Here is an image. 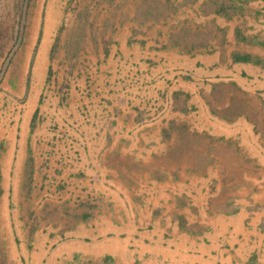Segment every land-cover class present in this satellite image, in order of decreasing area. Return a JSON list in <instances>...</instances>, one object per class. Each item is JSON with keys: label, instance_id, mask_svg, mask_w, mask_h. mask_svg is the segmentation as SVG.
I'll return each mask as SVG.
<instances>
[{"label": "crops", "instance_id": "0c3cea01", "mask_svg": "<svg viewBox=\"0 0 264 264\" xmlns=\"http://www.w3.org/2000/svg\"><path fill=\"white\" fill-rule=\"evenodd\" d=\"M133 14L139 20L110 32L109 63L102 74L95 68L91 88L82 85L69 113H57L53 128L45 120L33 140L35 176L46 177L39 191L46 216H37L43 239L29 248L33 264L44 258L43 264H264V169H237L254 156L264 163V150L255 145L262 144L264 127L257 132L248 111L224 112L215 103L222 67L203 62L237 49L236 15L220 18L214 39L195 33L179 45L158 23H142L141 11ZM133 23L143 30L134 32ZM207 43L216 50L207 53ZM242 87L264 104V74ZM226 155L235 164L224 174L237 189L227 206L210 202L198 218L202 229L191 234L176 218L183 212L194 221L191 203L181 205L178 197L193 199L191 188L213 182L210 163L198 168L202 156ZM162 200L168 215L156 213Z\"/></svg>", "mask_w": 264, "mask_h": 264}, {"label": "rangeland", "instance_id": "374dc122", "mask_svg": "<svg viewBox=\"0 0 264 264\" xmlns=\"http://www.w3.org/2000/svg\"><path fill=\"white\" fill-rule=\"evenodd\" d=\"M133 9L141 11L142 23H158L179 45L195 33L214 39L220 18L230 12L236 15L237 49L231 54L220 50L210 63L206 59L203 62L208 68L222 67L214 86L215 95H219L215 103L220 100L224 112H233L234 108L238 114L248 111L256 131L263 132L259 106L264 104L247 95L242 83L264 74V0H0V264L36 262L29 248L34 240L42 238L37 216H46L39 210V191L46 177L35 176L33 140L39 139L38 129L45 120L51 119L49 127L53 128L59 123L57 113H69L79 100L82 85L86 91L91 88L97 66L102 74L103 62L109 63V34L126 21L139 20L134 19ZM131 28L134 32L143 30L137 23ZM210 45L206 44L207 53L216 50ZM228 68L237 73L238 79L233 72H226ZM105 72L109 73L107 67ZM190 77L192 74L186 75ZM259 140L262 144L256 139L255 145L262 152L264 137ZM28 143L29 157L21 162L22 147ZM228 147H222L225 154ZM241 150L245 146H239ZM214 158L198 163L202 169L210 163L215 173L209 189L211 198L205 199L208 183L191 188L193 199L187 200L185 193L178 197L181 205L191 203L194 221L189 223L185 213H176L191 234L202 229L198 218H203L210 202L227 206L230 192L237 189L229 185V177L224 174L233 170L230 167L235 163L228 160L229 155L216 161ZM258 158L241 162L237 169L262 171L264 163ZM170 211L164 203L156 213L168 215Z\"/></svg>", "mask_w": 264, "mask_h": 264}]
</instances>
